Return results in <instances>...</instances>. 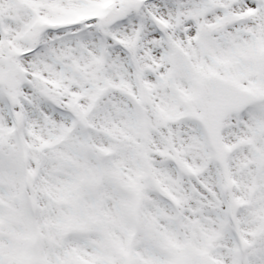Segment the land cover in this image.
<instances>
[{"label": "snow or ice", "instance_id": "6c2138e0", "mask_svg": "<svg viewBox=\"0 0 264 264\" xmlns=\"http://www.w3.org/2000/svg\"><path fill=\"white\" fill-rule=\"evenodd\" d=\"M0 264H264V0H0Z\"/></svg>", "mask_w": 264, "mask_h": 264}]
</instances>
